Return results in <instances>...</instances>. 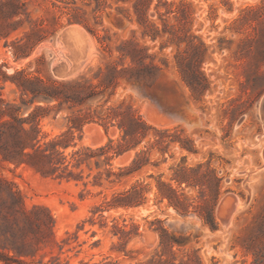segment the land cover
<instances>
[{"label": "rangeland", "instance_id": "obj_1", "mask_svg": "<svg viewBox=\"0 0 264 264\" xmlns=\"http://www.w3.org/2000/svg\"><path fill=\"white\" fill-rule=\"evenodd\" d=\"M25 1L33 19L55 9L49 1ZM134 1L119 2L130 9V17L115 8L108 9L103 22L95 27L97 34L82 25L67 37H60V33L71 25L46 32L47 38L36 42L27 56L17 57L13 45L30 30L28 23L2 38L0 97L18 104L26 98L6 78L17 70L51 79L90 76L97 66L117 58L115 46L121 40L133 37L148 46V53L163 69L149 85L123 79L112 100L132 103L147 123L170 129L168 138L178 129L182 139H193L196 151L172 145L160 168H149L140 176L163 172L169 179L174 173L171 166L183 156L188 165L203 163L215 168L223 177V193L215 207L217 228L212 229L197 215L179 213L166 202H159L154 192L142 206L104 210L101 216L99 211L93 213L94 206L102 204L121 184L113 188L89 184L85 189L81 182L43 176L29 166L0 160V176L21 193L25 205L45 206L55 220L56 238L70 241L63 252L59 253L57 247L52 253L47 249L29 264H39V260L43 264H104L107 256L119 259L121 264H136L161 248L157 219L174 241L178 261L189 254L193 264H199L197 257L202 264H254V251H259L260 264H264V0H152L147 26L137 21ZM62 17L66 23V17ZM145 29L157 37H144ZM98 34L110 37L112 55L100 43ZM190 62L207 78V82L194 80V88L183 76L196 68ZM32 108L24 106V115ZM53 113L43 119L42 127L57 134L67 129L70 110L64 106L56 116ZM87 125L90 127L86 130ZM118 135L116 127L107 131L99 123L90 122L81 133L75 132V148L97 147ZM150 138H155L153 131ZM159 156L155 148L151 157L155 160ZM130 158L131 154L121 162L116 159L115 164ZM147 180L155 191V178L147 176ZM183 187L195 203L210 198L211 188L206 184L194 187L184 183ZM114 217L120 221L132 217L141 225V234L126 245L131 257L113 248L119 246L112 232ZM0 264L5 262L0 260Z\"/></svg>", "mask_w": 264, "mask_h": 264}, {"label": "trees", "instance_id": "obj_2", "mask_svg": "<svg viewBox=\"0 0 264 264\" xmlns=\"http://www.w3.org/2000/svg\"><path fill=\"white\" fill-rule=\"evenodd\" d=\"M45 1H49L55 9H50L44 17L33 19L25 0H0V40L9 37L26 23L30 26L22 38L14 41L13 48L17 57L29 55L36 42L47 38L46 32L54 33L60 26L82 25L97 34L95 27L103 22V14L108 9L115 8L127 17L131 15L129 8L119 4L120 1L128 0ZM151 3L152 0L133 2L137 21L142 26L149 23L146 14ZM62 16L66 17V23L62 22ZM147 35L152 39L157 37L156 33L145 29L143 36ZM97 36L112 55L113 48L108 42L110 37L106 34ZM23 39L25 42H20ZM115 48L118 51L117 58L97 66L90 76L83 74L73 78L51 79L32 75L22 69L6 77L15 83L26 98L18 104L0 97V160L29 166L43 176L74 180L77 184L81 182L85 189L89 184L111 188L121 184V188L114 190L110 197L106 196L102 204L94 206L93 213L99 211L101 216L104 210L142 206L147 202L148 194L154 192L159 202H166L168 207H173L179 213L197 215L212 229H216L215 207L223 193V177L215 168L203 163L188 165L186 156H183L177 164L171 166L174 173L169 179L164 178L163 172L140 176L149 168H160L167 160L166 154L172 145L190 152L196 149L193 139H182L178 129L173 137L168 138L171 135L170 129H157L147 123L132 103L125 99L118 102L112 100L123 79L149 85L155 81L158 70L163 69L155 63L154 55L148 53L149 47L133 37L121 40ZM189 65L196 67L191 62ZM189 75L183 73L192 88L194 80L207 82L198 66ZM24 106H33L27 115L22 111ZM64 106L70 110L66 117L67 129L57 134L44 131L43 119L52 111L53 116H56ZM90 122L99 123L107 131L116 127L119 135L97 147L75 148V132L81 133L85 124ZM152 131L154 139L150 138ZM155 148L160 156L153 160L151 155ZM125 154H131L129 161L115 164V160ZM199 172H202L203 178L197 177ZM147 176L155 178V191ZM184 183L194 187L208 185L211 188L210 198L195 203V198L184 192ZM157 223L161 248L136 264H193L189 254L187 259L177 260L175 244L167 228L160 219H157ZM101 226H105V222ZM54 227L55 220L45 206L28 208L21 193L0 176L1 261L5 264H29L43 251L47 253V249H51L52 253L57 247L59 253L63 252L65 245L70 244L69 238L59 241ZM140 228L141 225L132 217L129 220L124 217L122 221L114 217L112 232L118 237L119 246L113 248L131 257L126 245L133 237L141 234ZM254 254V264H260L259 251H254ZM106 259L104 264H121L117 258L107 256ZM196 261L202 264L198 257ZM42 262L39 260V264Z\"/></svg>", "mask_w": 264, "mask_h": 264}, {"label": "bare ground", "instance_id": "obj_3", "mask_svg": "<svg viewBox=\"0 0 264 264\" xmlns=\"http://www.w3.org/2000/svg\"><path fill=\"white\" fill-rule=\"evenodd\" d=\"M77 26H79V25H71V26H68L67 28H65L61 33H60V37H67V36H69L71 33H72V29H74V28H76ZM82 27V26H81ZM73 34V33H72ZM75 34V33H74ZM76 36V35H75ZM74 37V36H73ZM61 39V38H60ZM68 41V40H67ZM65 42V41H64ZM66 43V42H65ZM65 45V44H64ZM63 45V46H64ZM65 48H66V45H65ZM70 49H71V47H70ZM68 50H69V48H68ZM65 51V50H64ZM71 52V51H70ZM66 53V52H65ZM68 53V52H67ZM262 104L264 105V98H263V100H262ZM262 118L264 119V114H262ZM90 127V125H87L86 127H85V129L87 130L88 128ZM95 145H98V144H95ZM94 145V146H95ZM128 154H129V152H128ZM127 154V155H128ZM127 155L125 154L124 156H121V157H119L118 158V162H121L122 160H124V159H126V157H127ZM224 199V198H223ZM229 200H230V198H229ZM224 201V200H223ZM226 202V201H225ZM224 202V203H225ZM238 203V202H237ZM230 204H232V201L230 202ZM229 204V205H230ZM228 211V209L226 210V212ZM227 215V214H226Z\"/></svg>", "mask_w": 264, "mask_h": 264}]
</instances>
